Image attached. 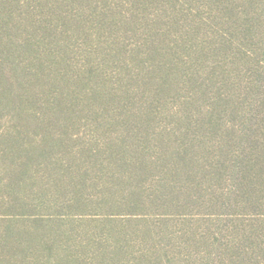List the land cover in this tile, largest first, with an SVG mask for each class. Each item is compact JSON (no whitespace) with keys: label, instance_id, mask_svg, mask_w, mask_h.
I'll return each instance as SVG.
<instances>
[{"label":"trees","instance_id":"obj_1","mask_svg":"<svg viewBox=\"0 0 264 264\" xmlns=\"http://www.w3.org/2000/svg\"><path fill=\"white\" fill-rule=\"evenodd\" d=\"M249 209L231 264H264V0H0V264Z\"/></svg>","mask_w":264,"mask_h":264},{"label":"rangeland","instance_id":"obj_2","mask_svg":"<svg viewBox=\"0 0 264 264\" xmlns=\"http://www.w3.org/2000/svg\"><path fill=\"white\" fill-rule=\"evenodd\" d=\"M38 132H40V129L37 128H30L29 130L24 131L25 134L28 133V136L30 133V138L33 134L35 136V133ZM240 212L244 214H241L239 217L230 218L218 216L210 218L205 216L207 215V212H203V214H206L187 219L172 216V218L157 222H154L153 219H151L142 224L139 222L124 223L123 225L127 227L125 228L126 237L124 239L128 241L126 242L128 245L125 246L123 254L138 256L142 252L147 254L151 251L152 254L149 256L151 259H147L148 262L150 261L149 264H231L229 262V254L224 255L225 251L222 249H219V251L217 246L223 248L221 243L226 241L229 242V245H232V242H234L233 239L235 240V243L238 242L236 232L237 229L241 227H244L249 233H251L253 228L260 226L256 219L249 216L252 212L251 209ZM145 223H149L150 227L154 224L155 226L158 225L156 227L158 232L165 230V228H169L170 233L168 232V236L158 235L159 237L156 236L154 239L143 237L144 234H142V231L144 230L141 229H143V224ZM116 226L114 227L119 229V227ZM101 229L103 231L106 230L103 227ZM134 230L139 231L137 234L131 233L134 232ZM115 238L116 236L112 234L111 240L113 241ZM60 240H64L63 243H65V240L67 239ZM249 242L250 240H245L243 241V244L245 246H251ZM97 249L100 252H102L101 250H104L103 247H98ZM63 250L65 249L63 248ZM74 250L79 251V248H75ZM107 250H109V247ZM219 252L223 254V257L219 255ZM256 253L257 251L254 252V254ZM121 256L122 255H118V258L110 260V262L100 260L103 264H112L113 262L118 263L121 261L116 260H121ZM95 261L97 262L96 259ZM95 261H93V263L97 264Z\"/></svg>","mask_w":264,"mask_h":264}]
</instances>
